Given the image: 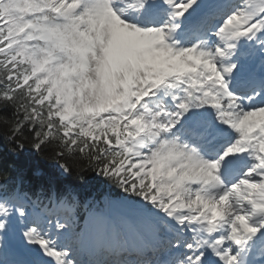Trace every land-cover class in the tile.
I'll list each match as a JSON object with an SVG mask.
<instances>
[{
	"label": "snow or ice",
	"instance_id": "snow-or-ice-1",
	"mask_svg": "<svg viewBox=\"0 0 264 264\" xmlns=\"http://www.w3.org/2000/svg\"><path fill=\"white\" fill-rule=\"evenodd\" d=\"M0 149V264H264V0H0Z\"/></svg>",
	"mask_w": 264,
	"mask_h": 264
},
{
	"label": "trees",
	"instance_id": "trees-1",
	"mask_svg": "<svg viewBox=\"0 0 264 264\" xmlns=\"http://www.w3.org/2000/svg\"><path fill=\"white\" fill-rule=\"evenodd\" d=\"M46 157L47 153L37 154L31 149L19 156L11 155L0 149V167L11 169L14 177L19 174L28 188L35 186L45 188L53 186L58 189L78 187L75 176L65 177L61 175L55 163ZM81 191L82 194H90L94 198H100L105 192L118 196L119 190L102 181L92 180L87 188Z\"/></svg>",
	"mask_w": 264,
	"mask_h": 264
},
{
	"label": "rangeland",
	"instance_id": "rangeland-1",
	"mask_svg": "<svg viewBox=\"0 0 264 264\" xmlns=\"http://www.w3.org/2000/svg\"><path fill=\"white\" fill-rule=\"evenodd\" d=\"M116 212H114V211H112V214H117V215H119V214H121V212H122V209H120V208H113Z\"/></svg>",
	"mask_w": 264,
	"mask_h": 264
}]
</instances>
